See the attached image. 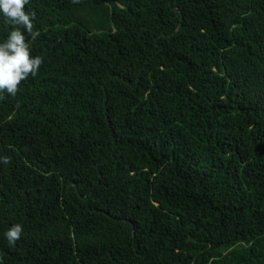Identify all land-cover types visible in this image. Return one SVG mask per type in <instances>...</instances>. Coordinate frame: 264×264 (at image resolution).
<instances>
[{
    "label": "trees",
    "instance_id": "obj_1",
    "mask_svg": "<svg viewBox=\"0 0 264 264\" xmlns=\"http://www.w3.org/2000/svg\"><path fill=\"white\" fill-rule=\"evenodd\" d=\"M25 11L42 64L0 96V264H264V0Z\"/></svg>",
    "mask_w": 264,
    "mask_h": 264
},
{
    "label": "clouds",
    "instance_id": "obj_2",
    "mask_svg": "<svg viewBox=\"0 0 264 264\" xmlns=\"http://www.w3.org/2000/svg\"><path fill=\"white\" fill-rule=\"evenodd\" d=\"M29 3L30 0H0V17L13 26L6 37L0 40V96L4 93L14 96L20 82L29 75L35 77L42 64L40 56L30 54L26 43L27 35H35L34 13L25 11V5ZM18 26H22L23 31ZM3 162L6 163V159ZM21 233L22 226L17 223L3 235L9 246H13L20 239Z\"/></svg>",
    "mask_w": 264,
    "mask_h": 264
}]
</instances>
